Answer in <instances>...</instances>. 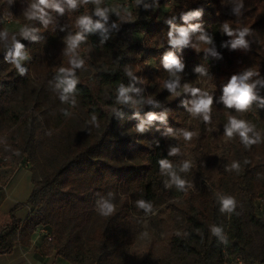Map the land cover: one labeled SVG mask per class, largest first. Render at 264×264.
<instances>
[{"label":"trees","instance_id":"trees-1","mask_svg":"<svg viewBox=\"0 0 264 264\" xmlns=\"http://www.w3.org/2000/svg\"><path fill=\"white\" fill-rule=\"evenodd\" d=\"M129 2L110 12L95 0H75L74 7L49 0L62 11L39 0H0V180L24 163L33 174L27 201L1 227L0 253L13 250L23 229L45 225L49 250L71 264H159L150 245L137 254L136 238L143 215L165 204L179 223L167 234L163 264H223V249L264 264V0H152L148 9L144 0ZM161 5L167 9L159 20L153 8ZM10 12L17 29L4 26V17L13 21ZM82 18L102 28L85 30ZM180 29L188 30L185 44L173 43ZM241 32L245 44L233 47ZM77 34L88 49L72 59ZM17 44L21 53L38 45L52 52L59 115L51 127L30 68L16 67ZM168 54L179 70L165 67ZM148 57L155 69L143 65ZM216 59L213 88H199L193 72L212 70ZM246 75L252 100L243 110L226 106L223 89ZM69 79L76 83L65 91ZM202 96L212 101L209 111L194 114ZM216 111L210 143L202 119ZM233 119L248 129L247 140L236 130L227 135ZM181 129L191 138L174 136ZM222 139L226 149L217 145ZM229 198L234 203L225 210ZM105 203L113 209L106 215ZM23 206L29 213L20 221L15 214Z\"/></svg>","mask_w":264,"mask_h":264},{"label":"rangeland","instance_id":"rangeland-1","mask_svg":"<svg viewBox=\"0 0 264 264\" xmlns=\"http://www.w3.org/2000/svg\"><path fill=\"white\" fill-rule=\"evenodd\" d=\"M97 5H105L106 9L110 12L118 10L121 6L128 7V2H134L135 0H95ZM224 0H221V2ZM152 0H150L149 4H144L145 9H148L151 6ZM130 3V2H129ZM129 8V7H128ZM167 6L161 5V6H154L153 10L157 11V18L161 20L163 18V14L166 11ZM13 17V21L9 22L6 21L8 24H5V28L7 29H17L19 28L20 21L15 19V16L9 13ZM10 18V17H9ZM134 38L141 37V34H133ZM158 39L160 43H165L169 39V36L164 33H159ZM88 45L84 41H79L77 47L73 48L72 51V59H78L82 57L87 52ZM22 54L25 56V59L20 60L19 67L24 69V72L30 68V72L32 75L33 82L38 85V87L41 90V96L44 101V107L46 109L45 114L47 117V126L51 127L53 126L56 121L57 117L59 115V108L56 104V92L53 86V79H52V70L54 68V62L52 60V52L45 48L43 45H38L37 49L34 51L33 54L29 53V51L22 52ZM140 55H143V53H140ZM219 63V60L216 59L214 61V67L212 70L203 71V70H195L193 72V75L195 77V80L198 84L199 88H213L212 84V77H213V71L215 70V67ZM143 65L149 66L152 69H155L157 67L156 60L152 57L144 58L143 59ZM19 71V70H18ZM142 71V70H141ZM20 72V71H19ZM218 112H214L210 115L209 118L205 119L203 117L202 120H205L204 125L206 127V135L205 137L208 138L210 143H213L215 131H217L216 124V115ZM193 117H189V120ZM193 124V123H192ZM194 125V124H193ZM197 127H199L197 125ZM185 132H188L187 129H181L178 133H176L174 136H180L181 138L185 139ZM212 150L214 149V144H210ZM217 145L220 148L226 149L227 147V140L222 139L217 141ZM190 164L193 162L190 158ZM185 168H182L180 170L181 172H185ZM164 188H160L159 193H163ZM175 192V195L177 196L174 200L177 201V199L181 196L182 190L177 189ZM260 202V208H259V214L264 215V202ZM178 215L174 212L168 211L165 209V204H163L160 208L159 212L153 211L150 213H147L143 215L141 219V224L139 227V233L136 238V250L137 254L139 255V252L142 251L141 255L145 256L147 254V248L148 245L152 248V257L154 260L158 261L159 264H163L162 257H164L167 254L168 250V232L176 228L178 225Z\"/></svg>","mask_w":264,"mask_h":264},{"label":"clouds","instance_id":"clouds-1","mask_svg":"<svg viewBox=\"0 0 264 264\" xmlns=\"http://www.w3.org/2000/svg\"><path fill=\"white\" fill-rule=\"evenodd\" d=\"M68 4L71 6H75V0H67ZM39 5H43L44 7H51L56 9L57 11H62V9L59 8V6L55 3H49V0H39ZM39 5H34L33 7L37 8L38 11L43 14V9L39 8ZM97 15L104 17L105 13L103 11H98ZM80 24L83 26V28L85 30H91L92 28H102V25L100 23H96L95 25H92V22L90 19L88 18H82L80 21ZM192 31H195V28L191 29ZM225 30L227 31V27L225 26ZM26 34V33H25ZM231 34V33H229ZM0 35H6L5 33H0ZM243 35L244 33L241 32L240 33V38L235 40L233 42V47L236 46H243L245 44L244 40H243ZM179 36L180 39L179 40H175L173 41V43H179V44H185L187 43L188 40V30L185 29H180L179 30ZM83 39V37L79 34H77L74 38L71 39L70 44L72 48L77 47L79 41H81ZM201 40L207 42H210L209 38L206 36H201ZM22 46L20 44L16 45V53L15 56L17 57V59L15 60V64L16 67L18 68V70L23 73L24 69L19 67V62L20 60L25 59V56L20 52V48ZM71 63L75 66V67H80L82 65L81 61H71ZM165 67L168 69H172V68H176V69H180L182 67V65L180 64V62L171 54H168L165 57ZM62 71H64L62 69ZM248 75H251V73H249ZM247 79V75L244 77H241L239 82L237 81V78L235 76H233L230 80V82L227 84V86L223 89V93H224V103L226 106L228 107H233L235 106L237 109L239 110H243L245 109L249 102L252 100V94H251V86H249L248 84L244 83V80ZM64 83L67 84V87L65 88V91H71L72 88L74 87L76 81L74 79H69L64 81ZM169 89H171L172 87H174V85L169 84L168 85ZM124 89H121V95L124 94ZM193 93L195 94L197 91H199L198 89H193L192 90ZM212 103L210 98H205L204 96H202L200 99H198L197 101L194 102L193 104V113L197 114V113H207L209 111V106ZM156 117L154 116H150L149 119H155ZM205 119H207V116H205ZM231 127L227 130V135L231 136L232 131L236 130L239 131V134L241 137H243L245 140H247V136L246 133L248 131V129L245 127V125L242 122H238L235 119L231 120ZM185 139H190L192 136V133L190 132H185ZM249 143H251V141H248ZM162 166L167 168L170 167V165L166 162V161H162L161 162ZM178 184H182L181 181H177ZM233 200L232 199H225L222 202V207L225 210H230L231 207L233 206ZM143 206V205H141ZM103 208L105 209L104 214H108L110 213L113 209L112 206L110 204L105 203L103 205Z\"/></svg>","mask_w":264,"mask_h":264},{"label":"crops","instance_id":"crops-1","mask_svg":"<svg viewBox=\"0 0 264 264\" xmlns=\"http://www.w3.org/2000/svg\"><path fill=\"white\" fill-rule=\"evenodd\" d=\"M33 174L27 163L15 168L5 182L0 180V231L10 221V211L16 204L27 201L32 186ZM3 180V179H2ZM29 208L23 206L16 212V218L23 221ZM7 231V229L5 230ZM0 264H71L48 248L44 241H33V233L23 229L13 250L0 253Z\"/></svg>","mask_w":264,"mask_h":264},{"label":"built area","instance_id":"built-area-1","mask_svg":"<svg viewBox=\"0 0 264 264\" xmlns=\"http://www.w3.org/2000/svg\"><path fill=\"white\" fill-rule=\"evenodd\" d=\"M150 0H144V4H149ZM5 21L10 22L9 17H4ZM52 239V233L50 229L45 225H38L33 230V241H45L49 242ZM222 263L223 264H255L249 260H246L241 254L234 253L223 249L222 254Z\"/></svg>","mask_w":264,"mask_h":264}]
</instances>
